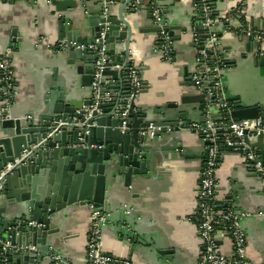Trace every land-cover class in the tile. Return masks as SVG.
Instances as JSON below:
<instances>
[{
    "label": "water",
    "instance_id": "1",
    "mask_svg": "<svg viewBox=\"0 0 264 264\" xmlns=\"http://www.w3.org/2000/svg\"><path fill=\"white\" fill-rule=\"evenodd\" d=\"M156 3L157 0L53 1L59 34L55 43H49L52 48L47 46V54H51L55 66L53 71L43 72L51 80L40 88L26 113H19L14 106L12 117L0 122V173L9 163L15 164L11 171L0 176V264H76L59 243L60 239L66 243L70 235L61 225L54 224V219L76 206L89 208L91 203L106 217L102 239L106 230H115L130 245V256L125 258L133 262L132 253L140 246H148L166 264L177 263L171 256L174 251L160 247L154 234L142 228L138 217L133 216L132 206L126 202H113L109 193V188L122 182L125 187H131L134 176L157 172L161 166L158 161H163L159 153L163 144L161 135L188 129L192 122L179 123V119L187 121V113L177 115L172 110L159 109L161 117L154 118L153 113L138 105L141 95L148 91L143 75V86L138 92L130 82L129 67L136 42L133 29L138 26L136 13L150 12L153 25L143 31L156 33L154 46L160 44L165 33H169L175 42L180 39L177 32H187L183 26L172 23L174 11L167 5L162 6V20L157 23L152 12ZM116 5L119 7L115 9ZM104 7L108 9L107 14ZM78 11L81 17L74 16ZM201 19L196 18V21ZM230 23L225 21V25ZM190 26L192 35V24ZM11 36L6 48L24 41L17 33L12 32ZM74 42L77 45H73ZM89 44H94L96 49L78 47ZM245 47L240 54L258 68V71L254 70V77H264L263 45L249 38ZM103 48L108 65L102 72L98 98H94L91 86L96 73V52ZM221 56L222 61L218 64L231 110L215 113L214 105L209 108L204 91L196 87L191 75L188 80L197 93L181 96L180 103H171L169 108L180 112L181 106L196 105L187 112L199 110L198 121L203 124L224 119L229 127L233 122L264 120V88L263 92L257 90L247 94L235 91L230 71L232 65L236 66V59L225 46ZM60 65L67 67L68 76L77 80L88 93V97L78 104L70 100L68 80L59 76ZM137 70L144 69L141 65ZM129 102L128 117L123 119L122 113ZM209 110L210 118L207 116ZM151 124L161 128L155 137L144 133ZM227 132L236 137L232 129L228 128ZM218 133L220 151L255 148L264 161V133L252 138L246 131L243 143L233 146H225L221 139L223 131L220 129ZM231 191L225 199L228 202L238 198L237 189ZM224 207L233 205L225 203ZM32 221L42 226L31 225Z\"/></svg>",
    "mask_w": 264,
    "mask_h": 264
},
{
    "label": "crops",
    "instance_id": "2",
    "mask_svg": "<svg viewBox=\"0 0 264 264\" xmlns=\"http://www.w3.org/2000/svg\"><path fill=\"white\" fill-rule=\"evenodd\" d=\"M193 2L164 1L174 11L171 15L172 23L187 29V32L176 33L180 39L173 44L172 62L164 60L161 52L154 49L156 33L143 31L153 25L150 12L141 10L136 13L138 26L133 29L136 39L133 58L137 60V66L142 65L144 70L140 75L148 83V91L141 95L138 105L153 113L156 119L161 117L159 109L172 110L177 115L186 112L187 121L179 119L181 124L198 121L201 115L199 110L187 112V109L196 105L181 106L180 112L169 108L171 103L180 101L181 96L197 93L196 87L188 80L195 70L197 55L190 34V25L196 18ZM235 3L236 0H212L214 10L220 12V17L227 16ZM117 7L119 5L115 9ZM243 14L249 25L264 30V0H250L244 7ZM74 16L81 17L80 12ZM57 17L54 7L46 5L44 1L0 0V49H5L11 42L12 32L24 39L23 42L14 44L12 56L20 91L15 105L19 113L28 111L31 100L44 83L51 80L43 72L53 71L55 66L51 54H47V45L58 39ZM79 21L76 20L78 23ZM229 22V25H225V19L218 21L216 29L221 35V42L228 48V53L236 59V66L232 65L230 71L234 77V90L246 94L255 93L257 90L263 92L264 77L255 78L254 70L258 71V68L249 58L240 54L246 48L247 38L230 31L240 26L237 20ZM60 67V78L68 80L70 100L80 103L81 99L88 97V93L77 80L74 81L68 76L65 70L67 67ZM262 75L264 76V68ZM1 107L0 95V111ZM161 141L163 144L159 153L163 161H158L160 169L155 173L134 176L131 187H125L122 182L109 188L110 199L115 203L126 202L131 205L133 216L138 217L142 228L154 234L160 247L172 249L174 255L171 256L178 264H199L202 243L198 228L190 217L194 218L197 212V188L207 144L197 132L186 128H181L179 132L164 133ZM241 152L220 151L217 196L222 205L231 203L237 210L248 213L242 221L247 234V255L256 263L264 264V187L253 176L255 172L245 163ZM232 188L237 189L235 194L238 198L228 202L225 199L228 192H232ZM90 214L87 206H76L54 219V224L61 225L63 231L70 235L66 243L61 239L59 243L63 252L76 264H87L85 254ZM215 236L220 251L227 254L233 251V239L224 226L216 229ZM102 245L108 253L124 258L130 256V245L115 230L108 229L104 232ZM131 258L137 264H166L148 246H140L132 253Z\"/></svg>",
    "mask_w": 264,
    "mask_h": 264
},
{
    "label": "built area",
    "instance_id": "3",
    "mask_svg": "<svg viewBox=\"0 0 264 264\" xmlns=\"http://www.w3.org/2000/svg\"><path fill=\"white\" fill-rule=\"evenodd\" d=\"M25 1V0H24ZM30 1V0H29ZM44 1L46 5L52 6L54 0H33V2ZM193 9L196 18L202 17L200 22L196 18L192 24V42L195 44L196 55V68L193 72L192 80L199 90L204 91L206 95L207 105L209 108L215 107V113H226L231 110L230 104L227 102V91L225 87V80L222 75V69L218 64L222 61L221 51L224 44L221 42V35L216 29L218 21L225 19V21L237 20L240 26L236 29H230L236 35L245 36L247 39H252L261 46H264V30L257 29L249 25L247 20H242L243 9L250 0H237L230 13L225 17H220L216 14L215 8L212 6L211 1L200 0V4L195 3L193 0ZM139 2L137 1V4ZM165 6L163 0H157L153 5L152 12L154 19L157 23L162 20V6ZM171 11V8L167 5ZM108 9L104 7V13L107 14ZM215 16V17H214ZM183 32V31H182ZM181 32V33H182ZM104 32L102 33L103 38ZM99 39H97V43ZM173 40L169 33H165L160 39V44L154 46V49L161 52L164 60L168 62L173 61ZM73 45H77L76 42ZM48 48L52 45L48 44ZM13 47L10 45L5 50H0V95H1V111L0 122L8 120L12 117V109L16 105L20 96V91L17 87V70L13 64ZM80 49L88 48L95 50L94 44L88 46L79 45ZM212 52V54L210 53ZM96 68L95 79L92 83V95L98 98V90L101 87L100 79L102 72L108 65L107 56L104 48L96 52ZM133 62L129 67L130 82L138 92L142 88V76L137 70V60L131 57ZM213 62V63H212ZM214 64V65H213ZM120 68V66H117ZM107 97L111 99L110 94ZM133 97V95H132ZM130 102L127 104L122 113L123 119H126L129 114ZM211 111L208 112V117H211ZM126 122L123 124L125 128ZM228 128L232 129L236 134L233 138L227 132ZM159 127L151 124L144 132L151 137H155L160 132ZM189 130L198 133L200 138L207 144L204 166L200 175L199 184L197 188V212L196 216L190 217L198 228L199 237L202 243L201 252L199 255V264H258L251 260L247 255L246 243L247 234L242 226L243 219L248 215L243 210H237L234 207H224L218 199V167L220 146L217 143L219 139L220 129L223 131L221 139L224 141L225 146L239 145L243 143L246 131L252 138H256L261 133H264V120H244L233 122L228 127L224 119L210 120L206 124L199 121L190 123ZM242 156L245 163L251 167L258 176L256 177L261 181L264 187V161L261 159L259 153L254 148L249 151L241 149ZM17 160L16 163H19ZM15 164L9 163L0 176L5 175L13 168ZM90 208V223L88 242L86 249V262L87 264H135L131 260L120 257L104 251L102 245V229L106 225V217L91 203ZM31 225L42 226L35 221L30 222ZM224 226L226 231L233 239V251L231 253H224L217 247L215 231L218 227ZM33 249V247H32ZM60 259V257H58Z\"/></svg>",
    "mask_w": 264,
    "mask_h": 264
},
{
    "label": "trees",
    "instance_id": "4",
    "mask_svg": "<svg viewBox=\"0 0 264 264\" xmlns=\"http://www.w3.org/2000/svg\"><path fill=\"white\" fill-rule=\"evenodd\" d=\"M208 2H209V0H207ZM195 3H197V4H200V0H195ZM215 17V16H214ZM245 19V17L244 16H242V20H244ZM220 146V145H219Z\"/></svg>",
    "mask_w": 264,
    "mask_h": 264
}]
</instances>
